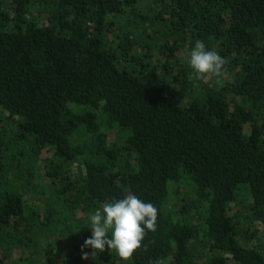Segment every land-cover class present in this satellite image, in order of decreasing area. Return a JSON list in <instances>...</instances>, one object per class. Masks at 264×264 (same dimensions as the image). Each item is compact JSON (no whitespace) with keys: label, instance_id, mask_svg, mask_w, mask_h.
I'll list each match as a JSON object with an SVG mask.
<instances>
[{"label":"trees","instance_id":"1","mask_svg":"<svg viewBox=\"0 0 264 264\" xmlns=\"http://www.w3.org/2000/svg\"><path fill=\"white\" fill-rule=\"evenodd\" d=\"M198 40L221 77H188ZM128 195L156 230L99 263L264 264L244 224L264 232V0H0V264Z\"/></svg>","mask_w":264,"mask_h":264},{"label":"clouds","instance_id":"2","mask_svg":"<svg viewBox=\"0 0 264 264\" xmlns=\"http://www.w3.org/2000/svg\"><path fill=\"white\" fill-rule=\"evenodd\" d=\"M187 62L197 79H204L206 76L221 77L225 64L224 58L218 52L209 50L199 40L188 53ZM157 217L156 206L135 195L106 202L90 216L87 226L91 235L81 245L82 258H88L84 249L103 252L106 246L110 251L114 249L121 259L131 258L141 247L146 232L156 230ZM110 230L111 237L108 235Z\"/></svg>","mask_w":264,"mask_h":264},{"label":"rangeland","instance_id":"3","mask_svg":"<svg viewBox=\"0 0 264 264\" xmlns=\"http://www.w3.org/2000/svg\"><path fill=\"white\" fill-rule=\"evenodd\" d=\"M37 5L32 7V10L35 11ZM191 48L188 46V43H183L179 51V55L185 57L184 66L187 71V75L190 79L197 78L194 74L193 69L189 66L187 62V55L190 52ZM226 77L227 75L224 74ZM203 81L204 79H198ZM114 133L111 131L109 138L113 139ZM74 169V167H73ZM249 197V198H248ZM237 200L242 204H247L250 200L249 189L246 185H241L237 191ZM200 210V209H199ZM204 214V212H203ZM90 218L88 213L82 214V212H75L71 214L68 211L63 213H56L53 216V220L49 221L40 226V229L37 232V235L34 234L35 240H37L36 246V257L34 258V264H93L94 261L96 264L99 263V260L96 259L91 252L90 248L84 249L87 251L88 258L83 259L81 245L84 240L91 235V230L87 226L89 224ZM248 232L251 234L252 239L258 238L257 241L258 249L264 253V232L261 230V225L257 224L255 221L251 222L245 219L244 222ZM111 237V230L108 233ZM251 241H246V244L251 245ZM196 250L200 255V246L196 245Z\"/></svg>","mask_w":264,"mask_h":264}]
</instances>
